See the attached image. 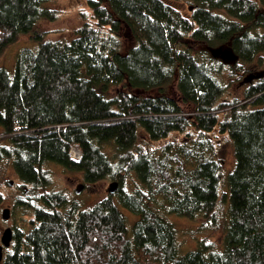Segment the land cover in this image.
I'll return each instance as SVG.
<instances>
[{"label": "trees", "instance_id": "obj_1", "mask_svg": "<svg viewBox=\"0 0 264 264\" xmlns=\"http://www.w3.org/2000/svg\"><path fill=\"white\" fill-rule=\"evenodd\" d=\"M50 1L0 0V58L23 36L38 44L18 54L14 74L0 67V162H11L23 192L2 264H264V76L227 101L224 64L196 47L231 46L242 80V65L264 63V0H170L190 3V17L165 0H88L92 16L81 13L71 42L39 31L59 17ZM124 30L137 44L126 54ZM112 86L159 94L110 99ZM216 130L236 158L224 248L201 241L182 256L164 213L215 221L225 177ZM49 164L82 173L87 185L112 180L118 192L83 211L63 193H42ZM132 173L143 189H126ZM119 206L141 217L132 239Z\"/></svg>", "mask_w": 264, "mask_h": 264}, {"label": "rangeland", "instance_id": "obj_2", "mask_svg": "<svg viewBox=\"0 0 264 264\" xmlns=\"http://www.w3.org/2000/svg\"><path fill=\"white\" fill-rule=\"evenodd\" d=\"M165 1L183 12L185 16L190 17V3L185 1ZM45 8L60 12L57 20H43L38 26L39 31L50 33V35L47 37V40L51 41L71 42L75 38V30L82 26V22L80 19L81 13L86 11V15H88L89 17L92 16V12L89 11L88 0H51L47 5H45ZM123 43V52L125 54L132 47H135L137 45L131 34L126 30H124L123 32ZM196 47H198V52L201 55L203 54V56L207 58H213V49L224 48L225 50L233 51L232 47L228 45L222 47L218 46L214 48L203 45ZM25 48L37 49L38 44L32 39L31 36H23L18 43L11 45L0 58V67L6 68L11 74H14L17 56ZM221 61L224 64V69L227 72L222 78H220L221 82L226 86L228 91L224 98L227 101L233 102L237 99H242L245 95V91L252 84H255L257 81H259L258 79H260V77L264 76V63H261L260 59L256 60L252 64L242 65L243 71L246 72L245 77L242 80H238L239 77L235 76L234 74L235 70L230 68V65L240 63L238 58L234 62H226L223 60ZM216 65L219 66V64ZM250 76L259 78L254 79L249 83L246 81V79ZM121 90L130 93L145 94L147 96H157L159 94L158 91L144 93L142 91H134L129 87L112 86L110 87L106 96L110 99H113ZM142 136H144L143 132ZM212 137L216 144L215 158L216 160L222 162L225 173V177L221 183V201L218 207L215 221L213 223L204 222L203 219L192 221L175 215H169L167 212L164 213V215L169 219L170 222L173 223L177 230V240L180 247L179 251L180 255L182 256H185L187 253L197 250L201 241H206V243L208 244H213L214 251L220 252L224 248V239L227 227L229 225L230 217V189L227 176L231 172H233L236 165V158L234 145L228 134H224L219 130H216L213 133ZM145 139L147 140V138ZM186 139L187 138L178 137L173 139V141L179 142L180 144H186L188 143ZM150 145L155 155H160L161 150L158 149V146L153 143H151ZM106 149L108 154L110 156H113V147L108 145ZM45 170H48L50 172L52 184L46 190L42 191V193H63L67 195L72 201L79 203L83 211L94 208L99 202L103 201L109 196H115L109 193L110 187L114 183V181L112 180H106L92 186L87 185L84 182L82 173L67 171L59 165L49 164L45 167ZM10 182H14L13 186L9 185ZM19 185V177L11 162H0V194L3 197V200L0 202V245L2 234L4 233V231L9 227L13 229L21 223V209H14L17 199L23 196V192L18 188ZM79 185H84L86 187L84 192L80 196L76 194V190ZM126 189H128L130 192H135L139 189H143V185L140 183L134 173L130 174L127 178ZM119 208L127 219L129 235L132 239L133 228L135 224L141 219V217L131 213L122 206H119ZM5 209L11 210V219L8 221H5L3 219V212ZM11 249L12 248L6 249L4 251L5 257Z\"/></svg>", "mask_w": 264, "mask_h": 264}, {"label": "water", "instance_id": "obj_3", "mask_svg": "<svg viewBox=\"0 0 264 264\" xmlns=\"http://www.w3.org/2000/svg\"><path fill=\"white\" fill-rule=\"evenodd\" d=\"M212 55L215 59H221L223 61H228V62H234L236 61L237 57L234 54L233 51L231 50H225L224 48H219V49H213L212 50ZM259 77H253L250 76L246 79L247 82H252L254 79H258ZM14 182H10L9 185L13 186ZM85 186L84 185H79L77 190H76V194L77 195H82V193L85 190ZM118 188H119V184L114 182L109 190V193L111 195H116L118 192ZM3 219L5 221H8L11 219V210L10 209H5L3 212ZM14 241V231L11 227L7 228L4 233L2 234V238H1V245H0V264L3 263L4 261V251L6 249H10L12 244Z\"/></svg>", "mask_w": 264, "mask_h": 264}, {"label": "built area", "instance_id": "obj_4", "mask_svg": "<svg viewBox=\"0 0 264 264\" xmlns=\"http://www.w3.org/2000/svg\"><path fill=\"white\" fill-rule=\"evenodd\" d=\"M72 157H73L74 160L78 161L81 158V154H80V152L74 150L73 153H72Z\"/></svg>", "mask_w": 264, "mask_h": 264}]
</instances>
